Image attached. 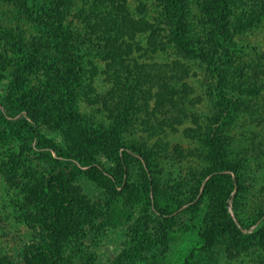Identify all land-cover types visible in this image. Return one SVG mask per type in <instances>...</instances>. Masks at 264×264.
Returning a JSON list of instances; mask_svg holds the SVG:
<instances>
[{
	"label": "trees",
	"instance_id": "obj_1",
	"mask_svg": "<svg viewBox=\"0 0 264 264\" xmlns=\"http://www.w3.org/2000/svg\"><path fill=\"white\" fill-rule=\"evenodd\" d=\"M66 1L68 0H44L43 3L41 1V8L36 9L29 4V0H4L24 12L38 27L45 26L44 33H29V39L17 28L0 25V31H3L0 36L3 40L12 42L14 53L7 65L4 64V71H7L10 81L7 85L5 81L2 82L11 94L3 97L0 102V123L4 125L0 139L5 141L8 136H23L22 150L3 154L6 158L0 160V167L3 172L25 176L24 181L28 185L25 188V196H33L36 199L33 205L37 208L38 240L26 248L25 264H101L97 263L96 256L87 254V262L81 263L77 260L84 255V239L87 238L92 244H96L108 235L109 229L111 231L112 228L121 226L124 220H129L136 213L138 217L132 222L134 229L128 228L127 231L134 232L130 244L123 247L117 256L106 264H140L145 261L148 252L156 253L158 242L167 245L173 239L171 233L174 231L175 220L181 214L189 215L192 222L190 229L201 241L200 247H192L186 252L182 264H192L197 255L203 256L205 264H219L216 259L219 248L223 243L227 248V242H230L229 248L232 246V253L239 256L238 264H264V216L259 214L252 215L251 218L244 217V205L241 204L245 199V186L239 168L246 167L251 156L244 155L241 150L239 157H231L222 151L224 143L212 140L210 136L207 143L211 152L207 158L213 166L207 168L202 175V192L197 197L198 187L195 185L190 196L182 199L161 192L156 187L154 178H150L148 171L152 163L151 150L141 148L142 145H136L134 140H130L129 146L124 145L123 141V133L130 131L136 123L147 127L144 117L138 121L141 110L155 116L162 114L161 109L172 107L171 113L178 109L175 118L170 117L173 118L171 122H179L180 119L192 115L187 112L185 105L189 91L187 86L183 84L179 90L168 86L166 82H160L158 74L152 75L154 64L159 65V73L168 70L174 75L178 71L179 75L175 74L174 77L179 80L186 75L181 74V71L186 69L183 62L187 60L194 64L198 60L197 66L203 71L204 78L212 86L214 97L217 99L219 118L214 120L215 123L211 122L219 124L215 126L217 133L229 124L226 123L227 118L232 119L226 112L237 110L240 105L251 108L257 95L262 98L264 52L262 56L256 55L247 65L239 64L234 67L236 51L243 47L237 48L232 43L234 31L230 23V13L235 0H210L209 15L212 18L211 31L214 38L209 36L206 45L190 36L185 22L186 9L183 0H151L150 9L142 4L145 8L144 14L151 19L153 31L159 29L161 23H165L164 18H169L167 25L170 44L167 47L154 46L153 49H144L146 54L157 56L163 59V62L136 63L134 67L123 66L122 69L116 66L109 74V81L104 82L105 93L101 95L96 92L92 100L102 106L96 108L94 117L78 112L75 104L76 90L83 86L87 93L92 82L84 78L86 70L82 54L74 40L78 30L62 19ZM251 1L250 6L253 8L248 12L246 19L240 21V27L237 29L244 26L254 28L261 22L264 23V0ZM52 3H56L55 10L47 13L44 6H50ZM72 3H79L77 6L84 11L88 21L83 22L85 25L82 30L91 38L99 39L97 41L101 50L97 51L109 60L108 64L117 65L118 52L105 42L107 39L117 41L119 37L129 35L130 26L125 23L130 21L124 19L125 10L114 15L115 11L107 14L103 7L106 2L102 0H72ZM5 47H10V44ZM253 48L255 49V46ZM55 52L62 57L63 63H66L67 76L61 77L57 84L45 81V85L32 89V95L20 94L18 85L28 77V69H38V58L44 53ZM244 66L250 67L251 72L246 71ZM90 67L89 71H93L91 73L99 71V66L94 63ZM30 101L32 105L29 104ZM152 105L153 107L149 108ZM44 117H49L46 125L50 124V128L59 127L58 130L64 131L61 143L41 131V120ZM163 124L164 120H160L159 125ZM87 148L101 150L112 164L105 165L94 156L81 152ZM24 151L36 154V158L46 163V169L38 170L37 173L29 167L20 169L18 162L22 161L21 153ZM133 153L141 155L148 166L145 167L136 158L142 168L143 188L134 187L130 183ZM81 177L103 190L106 200L104 203L90 204L81 197L75 187ZM139 189L144 191L138 192ZM184 189L187 191L188 188ZM229 198L233 200L235 207V220L227 211ZM201 205L207 208L202 215L204 223L200 221ZM255 205L262 208L258 202ZM148 224L151 229H155L154 234L151 229L147 235L141 233V229L146 231ZM252 224H255L252 234L247 235L242 231ZM232 253L225 257V264H229L228 259L233 256ZM156 254L151 256L155 257ZM249 255L254 257L245 259ZM0 264L14 263L9 259H1Z\"/></svg>",
	"mask_w": 264,
	"mask_h": 264
},
{
	"label": "rangeland",
	"instance_id": "obj_2",
	"mask_svg": "<svg viewBox=\"0 0 264 264\" xmlns=\"http://www.w3.org/2000/svg\"><path fill=\"white\" fill-rule=\"evenodd\" d=\"M44 0H29V4L36 9L41 8ZM106 4L103 6L107 14L108 12L125 10L124 19L130 22L125 23L131 30L129 35H124L113 41L107 39L105 43L112 47L115 52H118L119 63L117 65L110 63L106 58L100 55L97 49L101 50V45L98 44V38L90 37L82 30L84 29L83 22H87L84 11L78 8L79 3H72V0L64 2L63 21L68 23L78 30L75 33V43L79 48V52L82 54V61L86 70L85 80L91 81V87H88V92L84 90L83 86L79 87L75 92V104L78 112L83 115L94 117L96 108L102 106L93 102L96 92L103 95L106 89L104 82L109 81V74L114 71L116 66L119 68L134 67L138 64H152L155 61L163 62V59L151 57L144 52V49H153L154 46L167 47L170 42L168 40V22L169 18L166 17L163 20L165 23H161V27L156 31L152 30L151 19L147 14H144L142 4L150 9L151 0H102ZM70 2V3H69ZM78 2V1H77ZM156 2V0H155ZM244 2H247L246 4ZM251 0H235L230 13V23L232 25L233 39L232 43L239 46H243L236 51V57L234 67L240 65H247L251 62L256 55L262 56L264 52V23L261 22L254 28L240 27V21H244L248 12H250ZM109 4V5H108ZM185 6V22L186 26L190 30V36L195 38V41L202 42L206 45V40L214 38L212 33V18L209 15L210 0H183ZM56 3H52L50 6H44V9L49 13L52 9L55 10ZM246 5V6H244ZM80 6V5H79ZM108 8V9H107ZM129 9V10H128ZM148 12V11H147ZM245 13V14H244ZM164 15V14H163ZM28 16L17 9L16 7L0 0V25H7L17 28L19 32H23L26 39H29L30 34H36L37 32L44 33L45 26L38 27ZM82 22V23H81ZM89 25V24H87ZM74 29V30H75ZM107 30V25L105 24ZM1 30V27H0ZM75 30V31H76ZM3 31H0V35ZM108 37V32H106ZM0 102L11 94L6 90V85L9 83V75L4 71L5 66L10 57L13 56V46L11 41H5L0 36ZM103 43V41L101 42ZM10 47H5L9 46ZM105 45V44H104ZM255 46V49L253 48ZM253 48V49H252ZM53 51V50H52ZM58 52V51H57ZM44 53L36 62L39 64L38 69H28V77L21 83L24 87L18 85L20 94H31L34 87L45 85V81L49 84H57L60 82L61 77L65 78L68 74L65 70L68 69L66 63L62 61V57L58 54ZM156 54V53H155ZM168 57V56H167ZM172 58V57H170ZM251 60V61H250ZM184 61V60H182ZM197 61L191 64L185 60L183 65L186 66L185 72L181 71V74L186 75L177 80L168 70L165 73H159V65L154 64L152 75L158 74L160 82H166L170 87L175 89L182 88L185 84L189 90L186 95V109L187 112H191L190 117L180 119L179 122H171L170 120L178 114L176 109L172 112V107L161 109L162 114L148 115L145 111H140V117L147 120V127L141 126L139 123L131 127L130 131L123 133L124 145L129 146L130 140H134L136 145H142L141 148L145 150H151L153 154L150 155L152 163L150 165L149 173L150 178H154L156 187L168 195L178 196L179 198H188L193 187H198L197 197L202 192V184L204 179L202 175L207 168L213 166L207 156L211 152L209 148L208 138L212 136V140L222 141V151L230 155L231 157H239L241 150L244 155L251 156V160L247 162L246 167H240V176L244 179L243 193L245 199L241 202L244 205L243 216L251 218V216L263 215L264 216V94L262 98L257 95L255 101L252 103V107H245L240 105L235 111H228L226 114L232 119H226V126L220 133H217L214 122L219 118V107L216 106L217 99L214 97V91L212 86L208 84V81L204 78L203 71L199 70ZM99 66V71L91 73L90 66L92 64ZM164 63H168L164 61ZM147 64V66H148ZM191 64V65H190ZM250 65V63H249ZM145 66V67H147ZM165 67V66H164ZM246 71H250V67L244 66ZM175 71V69H173ZM5 73L6 76L3 74ZM95 74H97L95 76ZM162 74V76H159ZM180 74V75H181ZM151 75V76H152ZM179 75V74H178ZM90 77V79H89ZM3 81L6 85L3 84ZM97 84L98 86H95ZM45 87V86H44ZM43 87V88H44ZM109 88V87H107ZM15 90V92L17 91ZM19 94V93H18ZM24 95V94H23ZM32 95V94H31ZM13 96V95H12ZM28 96V95H27ZM177 96V95H176ZM247 97V96H244ZM192 101V103H191ZM153 103V100H151ZM32 105L31 101L29 103ZM149 106V108H152ZM151 109H148L150 111ZM164 110V112H163ZM24 114V112H23ZM49 117H44L41 120V131L48 137H53L57 142L63 140V130L52 129L51 126L46 125ZM164 120L163 126L159 125V121ZM220 120V119H219ZM136 121V122H138ZM215 123V122H214ZM221 124V122H219ZM3 124L0 123V135L2 134ZM150 126V127H148ZM152 129V130H151ZM79 134V133H78ZM214 136V137H213ZM22 134L8 136L7 140L0 139V160L6 158V153L19 152L22 150ZM88 147V146H86ZM85 147V148H86ZM89 148L82 150L81 152L89 154L103 161L105 165H111L112 161L101 150H88ZM143 150V151H145ZM21 162H18L19 168L29 167L36 173L38 170L44 171L47 165L38 158L36 154L32 152H22ZM134 159L131 161L130 183L135 187L143 188L142 186V168L140 167L137 159L145 167L147 163L142 159L141 155L135 153L131 154ZM137 158V159H136ZM253 158V159H252ZM146 164V165H145ZM33 172V171H32ZM25 176L21 177L20 173H11L8 171H2L0 167V260L9 259L14 264H25L26 248L32 243L38 240V220H37V208L33 205L36 199L33 196H25L27 193L25 188L28 186L24 181ZM142 185V186H141ZM75 187L81 197H84L90 204L96 202L104 203L105 193L95 183L88 179L81 177L75 183ZM186 187L187 191H185ZM144 191V190H143ZM142 191V192H143ZM138 192H141L140 189ZM141 192V193H142ZM35 199V200H34ZM142 202V201H141ZM256 202L262 205V208H258ZM186 206V205H184ZM183 206V207H184ZM182 207V208H183ZM233 200L228 199L227 211L229 215L235 220V209ZM259 209V210H258ZM207 211L206 206L200 207V221L202 222L203 214ZM156 213V212H154ZM157 214V213H156ZM138 214L136 213L129 220L123 221L121 226H117L108 230L109 233L105 238H102L100 242L92 244V241L85 238V250L84 255L77 260L81 263L87 262V256H96L97 263L106 264L112 260L123 247H127L131 238L134 236V232L127 233L128 228L134 229L132 223ZM172 231L173 239L169 241L167 245L161 242L157 243L156 253L153 251L148 252L140 264H182L185 260V255L192 247H200L201 241L197 234L190 229L192 222L188 214H181L179 218L175 220ZM206 222V221H205ZM196 224V222H194ZM204 223V221L202 222ZM202 223H199L202 224ZM189 224V225H187ZM117 228V229H116ZM150 224L146 231L141 229V233H147L150 231ZM255 229V224L250 225L248 229H242L244 233L252 234ZM169 230V229H168ZM187 230V231H186ZM153 234L155 229H151ZM140 233V232H139ZM160 233V232H159ZM156 235H159L156 233ZM230 242H227V248L224 243L219 248V255L216 257L219 264H225V257L232 253V246L229 248ZM228 250V251H227ZM163 251H166L165 253ZM228 252H230L228 254ZM151 254H156L152 257ZM233 256L228 259L229 264H238L239 256L234 252ZM254 255L246 256L245 259H250ZM138 264V263H137ZM192 264H205L203 256L197 255Z\"/></svg>",
	"mask_w": 264,
	"mask_h": 264
}]
</instances>
